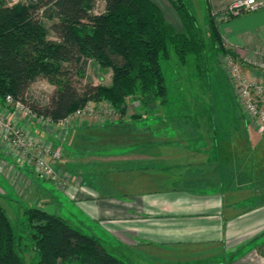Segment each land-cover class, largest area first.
Wrapping results in <instances>:
<instances>
[{
	"label": "crops",
	"instance_id": "crops-1",
	"mask_svg": "<svg viewBox=\"0 0 264 264\" xmlns=\"http://www.w3.org/2000/svg\"><path fill=\"white\" fill-rule=\"evenodd\" d=\"M151 1L169 24L183 30L170 0ZM185 1L200 19L203 15V22L209 14L219 22L236 0ZM217 26L237 61L258 69L252 63L264 62V9ZM148 121L72 128L63 142L33 121L26 127L34 139L56 143L68 153L71 164L64 177L69 185L59 191L76 207L75 218L97 223L107 236L101 243L127 264L134 259L145 264H264V135L248 121L235 124L226 138L207 141L203 136L185 143L179 136L164 139L158 121ZM117 149L123 150L112 152ZM17 158L0 140V192L18 195L14 177L22 172L35 181L25 196L28 206L57 215L56 197L44 188L34 160Z\"/></svg>",
	"mask_w": 264,
	"mask_h": 264
},
{
	"label": "trees",
	"instance_id": "trees-1",
	"mask_svg": "<svg viewBox=\"0 0 264 264\" xmlns=\"http://www.w3.org/2000/svg\"><path fill=\"white\" fill-rule=\"evenodd\" d=\"M96 1L105 2L103 14L90 13ZM170 2L182 31L151 0H27L13 6L0 0V103L10 95L53 122L91 102L104 101L121 115L131 99L147 111L169 107L163 61L185 66L192 60L196 75L203 77L210 75L211 50L236 57L224 47L211 14L206 38L188 3ZM90 59L112 70L110 85L77 87L74 76L84 73ZM37 78L57 86L50 98L28 95ZM29 248L32 264H127L99 239L40 208H25L16 229L0 203V264H27Z\"/></svg>",
	"mask_w": 264,
	"mask_h": 264
},
{
	"label": "rangeland",
	"instance_id": "rangeland-1",
	"mask_svg": "<svg viewBox=\"0 0 264 264\" xmlns=\"http://www.w3.org/2000/svg\"><path fill=\"white\" fill-rule=\"evenodd\" d=\"M26 1L27 0H7L8 4L11 6L19 3H26ZM105 8L103 1H96L90 4V13L94 15L103 14ZM190 9L197 19L198 27L207 38L209 15H205V22H203V15L200 19V16L196 14L192 3ZM240 17L231 18L229 22L235 21ZM217 23H220V21ZM210 57V75L203 77H198L196 75L194 62L192 60H190L185 66H180V64H177L175 61L162 62L163 71L169 86L168 98L170 102L169 107L159 106L156 112L153 110L147 111L144 106L138 104L136 99H131L127 101V111L125 115H121L118 111L111 108L108 109L104 103H92V113L84 116H75L80 110L79 109L71 114V116H73L71 120L59 126L54 127L51 123H48L45 120L24 116L17 117V122L21 124L20 119L23 118L24 121H27V123L23 125L25 127L33 121V123H35L33 125L39 126L40 129L46 131V133L52 135V133L55 132L58 136L59 142H63L68 138V132L72 128L104 124L118 125L119 122H129L130 120L135 121L133 118L134 116H143L148 118V120H152V122L158 121L156 123L157 125L153 123V126H157L159 135H164L163 137L179 136L178 140L181 142L186 139L188 142L192 143V139H197L203 136H205L207 141L210 140L211 136L226 138L233 134L235 124L240 125L247 123L249 118L239 101L234 82L228 69L229 64L224 60L225 56H218L217 52L211 50ZM237 62L241 66L243 73L251 78L258 76L264 80V71L254 69V72V70L251 71L245 65L239 63V61ZM258 72L259 75H257ZM112 77V70L105 69L101 67L97 61L90 59L88 67L84 73L74 76V82L77 84V87H80L87 82H91L95 85H110ZM56 89L57 86L51 85L46 79L37 78L30 86L28 95H33L37 98L46 97V99H48L54 94ZM148 120L147 122H149ZM165 120L168 122L163 123L162 121ZM241 129L239 127V132H241ZM115 131L116 130L113 129L111 132L113 133ZM164 139H167V137ZM45 142L46 144L50 143L54 149L60 150V153L62 154V160L60 163L55 164V169L57 171L56 179L41 177L46 182L44 188L50 191L49 195L53 198L56 197L57 203L52 205L57 212L56 214L67 220L73 228L84 234L93 236L99 240L104 239V237L106 238L107 236L97 223L91 222L83 216L75 218V216H77V211L75 213V210H77L76 207L62 196L60 192L61 190L59 191L60 188H62V191L63 189L68 188V178L67 176L64 177V173L69 169L71 160L69 156H67L68 153H66L63 147L48 140H45ZM184 142L186 143V141ZM109 146H115V143L112 142ZM122 150L117 149L112 152L116 151V153H121ZM29 158L30 160H33L32 156H26L24 159L27 160ZM85 161L88 160L86 159ZM14 183L18 195L12 197L10 194L0 192V203L7 210L15 228L18 229L19 223L23 219L25 208H32L25 202L28 199L25 198V196L29 194L28 192L31 191V189H33L35 181L32 178L26 177L24 173L17 172L16 178L14 177ZM47 192L48 191H46V193ZM44 201H46V199ZM79 219L82 220V222H80ZM111 246L114 247L113 244H111ZM112 253L121 260H126L124 259V256L121 257V255H118L116 251ZM24 259L27 264H32L35 260L34 254L30 248L25 251ZM134 260H136V263L132 264H145L141 263V260Z\"/></svg>",
	"mask_w": 264,
	"mask_h": 264
},
{
	"label": "built area",
	"instance_id": "built-area-1",
	"mask_svg": "<svg viewBox=\"0 0 264 264\" xmlns=\"http://www.w3.org/2000/svg\"><path fill=\"white\" fill-rule=\"evenodd\" d=\"M262 9H264V0H236L219 17V21H228L231 18L240 17L245 13ZM224 60L229 64L228 69L234 82L236 93L244 112L249 118L251 126L258 133L264 135V80L258 76L251 78L243 73L236 57L232 54L225 55ZM252 65L258 68L259 71H264V62L252 63ZM92 103H104L108 109L115 110L104 101L91 102L80 109L75 116H84L92 113ZM19 116L45 120L54 127L68 122L73 116L70 115L67 119L60 122H53L48 118L38 116L25 103L16 100L10 95L0 105L1 142L14 153L15 157L24 159L26 156L32 155L36 173L40 177L56 179L57 171L55 164H59L62 160L61 151L54 149L50 143L46 144L42 138L41 140L32 138L28 128L17 122V117Z\"/></svg>",
	"mask_w": 264,
	"mask_h": 264
}]
</instances>
